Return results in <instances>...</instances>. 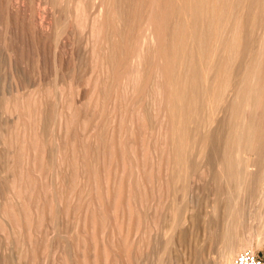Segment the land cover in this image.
Wrapping results in <instances>:
<instances>
[{
  "label": "bare ground",
  "instance_id": "6f19581e",
  "mask_svg": "<svg viewBox=\"0 0 264 264\" xmlns=\"http://www.w3.org/2000/svg\"><path fill=\"white\" fill-rule=\"evenodd\" d=\"M24 4L3 10L54 41L52 71L9 48L0 264H140L202 231L221 236L214 264L264 245V0H37L34 20ZM211 186L224 210L199 199Z\"/></svg>",
  "mask_w": 264,
  "mask_h": 264
},
{
  "label": "rangeland",
  "instance_id": "374dc122",
  "mask_svg": "<svg viewBox=\"0 0 264 264\" xmlns=\"http://www.w3.org/2000/svg\"><path fill=\"white\" fill-rule=\"evenodd\" d=\"M0 1H1L0 2V6L2 7V8H0V16L2 15L0 17V91L2 90L1 92L4 94V92H6L7 90L8 91L10 90V84H12L13 80H15V72H16V69L15 68H12V67H14V64H12L13 61H12V58H11V55H10L11 54L10 53L11 49L13 48V49L17 50V54L19 53L20 55L24 53L23 55H21L22 57L19 54H18L19 56L17 55L18 58H19V60H21L18 63L19 64L18 65V69L19 70L20 69H22V70L25 69L24 71H26V69H27L26 73L29 72L28 75H30V76L34 72H35L34 73V76H37L36 73L38 74L39 71L40 72L47 73L49 75L51 73V71H52V61L51 60L53 58L52 52H53V49H54V47H53L54 46V41L53 40H50L51 42H49V40H48L49 43H47V41L45 42L43 40L39 41V39L34 34L31 33L32 34L31 35L30 33H27L28 31L26 32V30L23 29V26H21V25H23V22L21 21L23 19L21 17L18 19V21H17L18 23H16L14 21V19H12L13 17L7 16L8 14H6V11L3 10V9H5V8H3L4 7L3 4L5 5V3H7L9 0L8 1L7 0H0ZM23 2L25 3L24 4L25 5L24 7L25 8L27 7L26 10H27V14L29 13L28 15L30 16L29 19L30 18H31V20L36 19L37 14L35 15V13H36V11H37V13L39 11L38 10V6H37V0H35V1L34 0H23ZM62 3H64V5ZM59 6L57 7V9H58L57 10L58 11L57 12V14H58L57 15L58 16V21H60V18H61V22L60 23L63 24L62 22H64V24L62 26L65 29L62 27L63 30L64 31L67 30L66 29V27H67L69 29L68 31L70 32V27H72L74 25L73 24V14H72L73 13V6L72 5L71 6L70 5H66V3L64 1L63 2L61 1V4H59ZM62 6H63V8H61ZM68 6H70V7H68ZM40 7L41 8H44V5L41 4ZM69 9H71L72 11L69 10ZM63 14H65L66 17ZM69 14L72 17L71 20H70V17L68 16ZM31 15H33V16H31ZM47 16L50 17L51 21L55 22L56 18H54V17L51 16L49 7H47V15H46V17ZM49 17H47V18H49ZM66 19H68V20H66ZM69 20L72 21L71 24H70V21ZM7 24H8V26H7ZM13 24H14V26H12ZM54 24L55 23H53V25ZM64 25L65 26L67 25V26L65 27ZM15 26H16V28H15ZM68 26H70V27H68ZM19 35H20V37H19ZM33 35L35 37H33ZM15 38L18 41H16ZM37 39H38V41H36ZM13 41H15V42L13 43ZM44 42H45V44H44ZM15 43H17V45ZM18 43H19L20 46L18 45ZM37 44H41V46L43 45L41 48H43L44 50L41 49L40 46L37 45ZM15 45H16V47H15ZM49 46H51V47L49 48ZM10 47H11V49H9ZM22 51H24V52H22ZM25 52H28V53L25 54ZM34 54L36 55V57H35ZM39 57H40V60L41 61L43 60L42 58H44V62H41L39 60ZM10 59H11V61H10ZM23 63H24V65H23ZM38 63H40V64H38ZM20 67H24V68H20ZM37 68H39V69H37ZM49 68H50V71H49ZM31 72H33V73H31ZM2 84L4 86H2ZM1 92H0V96L1 95L3 96V94ZM36 95H37V93H36ZM64 111H66V110H64ZM29 117L30 116H28V118ZM28 118H27V116H26V118L24 116L23 117V120H21V121L22 122H24V121H29L30 122L31 121L30 124L26 125L28 127L27 129L29 130V127L32 124V119L31 118L28 119ZM82 127L83 126L79 127L80 128V129H78L79 131L76 130L77 131V134H78L77 137L80 136L78 138L79 140H80V138H82V135L84 133V132H82V131H84V129H82ZM30 128L33 129L32 126ZM80 130H81V133H82L81 135H80ZM29 132H30V130H29ZM31 133H32V130H31ZM57 133H58L57 131L56 132H53V136H55V138H59L57 140H62V135L57 134ZM101 159L102 158H100V162H101L100 163V168H103L102 167L103 165H102V160ZM58 168H59V165L57 164L56 165V169H58ZM214 190H215V188L213 186H211L209 188V190H206L207 192L204 191L200 195L201 197H199V199L203 203H213V201L219 200L220 201V207L224 210L228 206L227 204H229V201H228L229 198L227 196H225V195L215 194V191ZM206 195H208V196H206ZM217 195L220 196V197H218ZM203 196H204V198H202ZM253 203L254 202H252V201L251 202L250 201L245 202V215L246 216H248L249 212H254V210H255L254 209L255 208L254 207L255 206V203L254 204ZM223 217H224V215H222L221 216V220H219L220 226L222 225V221H223L222 218ZM203 224H205V223L203 222ZM245 224H247V223L245 222ZM214 236L215 235H212L211 236V233L209 231H202V232H199V233H194V234H192L190 236L191 238L189 237L190 239H188V242L181 243L180 241H178L177 242L178 244L176 243L177 245H175L174 249H172V251L169 250L168 253H166V255H164V256H163V250H161V249H163L164 240H163V238L162 239H159L158 240L159 243H157V245H156L157 247L156 246H153L154 248H153V251L152 252H151L152 247H151V249L149 248L148 250L147 249H143V253L144 254H142V256H141V260H140L141 263L140 264H157V263H159V260H161L163 262V264H214L213 262H215V258L218 256V251H219V249H220V247L222 245L221 244L222 243L221 242V238H220L221 236H219V237L218 236L217 237H214ZM72 248L73 249H71V251L73 250V253L75 254L76 249H77V246L75 245ZM108 250H110V249H108ZM115 250H113V249L110 250V257L111 258L109 257L110 259H107V263H108V260H110L109 261V264L110 263L116 264L117 263L116 260H118L119 261V264H124L123 260H121L123 258H121L120 254H119L120 251H121V249H117V251L119 250L118 252H116ZM255 253H257L260 257L264 258V245H261V246L256 247ZM151 254H153V255H151ZM161 254H162L163 257L161 256ZM113 255H114V257H113ZM237 255H238V253H237ZM116 256L117 257L119 256V257L117 258ZM159 257H161V258H159ZM115 258H117V259L115 260ZM111 261H113V262H111Z\"/></svg>",
  "mask_w": 264,
  "mask_h": 264
},
{
  "label": "built area",
  "instance_id": "2783aa9c",
  "mask_svg": "<svg viewBox=\"0 0 264 264\" xmlns=\"http://www.w3.org/2000/svg\"><path fill=\"white\" fill-rule=\"evenodd\" d=\"M232 264H264V258L250 250L239 253L232 261Z\"/></svg>",
  "mask_w": 264,
  "mask_h": 264
}]
</instances>
